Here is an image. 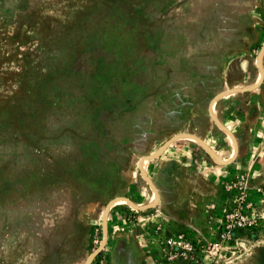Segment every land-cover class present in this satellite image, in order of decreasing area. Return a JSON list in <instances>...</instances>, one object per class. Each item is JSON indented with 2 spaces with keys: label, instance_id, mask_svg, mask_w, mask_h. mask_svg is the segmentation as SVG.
Returning <instances> with one entry per match:
<instances>
[{
  "label": "rangeland",
  "instance_id": "1",
  "mask_svg": "<svg viewBox=\"0 0 264 264\" xmlns=\"http://www.w3.org/2000/svg\"><path fill=\"white\" fill-rule=\"evenodd\" d=\"M264 264V0H0V264Z\"/></svg>",
  "mask_w": 264,
  "mask_h": 264
},
{
  "label": "built area",
  "instance_id": "2",
  "mask_svg": "<svg viewBox=\"0 0 264 264\" xmlns=\"http://www.w3.org/2000/svg\"><path fill=\"white\" fill-rule=\"evenodd\" d=\"M248 225L250 221L239 210H232L219 224L216 240L201 241L197 239V236L191 238L178 232L163 240V251L169 260H177L180 264H212V259L218 249V242L233 238L235 229L245 228Z\"/></svg>",
  "mask_w": 264,
  "mask_h": 264
}]
</instances>
